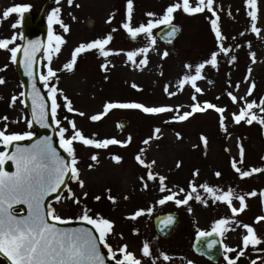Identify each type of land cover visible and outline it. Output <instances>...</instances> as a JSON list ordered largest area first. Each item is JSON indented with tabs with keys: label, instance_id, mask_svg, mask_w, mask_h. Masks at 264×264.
Returning a JSON list of instances; mask_svg holds the SVG:
<instances>
[{
	"label": "rangeland",
	"instance_id": "rangeland-1",
	"mask_svg": "<svg viewBox=\"0 0 264 264\" xmlns=\"http://www.w3.org/2000/svg\"><path fill=\"white\" fill-rule=\"evenodd\" d=\"M132 2L131 23L133 27H138L147 23L149 17L146 13H154L155 18H159L164 14V10L177 0ZM192 3L195 6V0H192ZM14 5H30L28 13L31 18L36 17L38 22L47 26L46 42L37 63L39 76L47 71L45 51L50 44L48 15L54 8L61 9L60 18L69 28L65 33L59 25H53V33L66 41L61 52L53 55L51 67L57 71L58 79L49 84V87L55 85L58 89L57 102L60 108L57 110V119L61 121V126L68 128L67 120H73L86 137L92 138L95 135L96 140L115 138L124 142L131 137L127 147L111 145L106 149H94L85 148L79 143L74 144L79 161L77 167L84 188L81 189L77 182L68 178L66 188L71 189L75 196L81 199V204L77 206L72 203L67 199V190H62L55 198L48 200L47 206L54 207L57 214L71 221H79L78 217L84 207L91 209L89 214L93 217L99 215L110 220L114 228L108 243L114 250L121 245H128V250L136 254L142 264H152L151 259L142 257L140 253L145 242L149 243L156 264H188V256L200 264H226L223 259L225 253H222L216 262H208L190 247L192 236L197 230L211 227L221 218L235 219L242 224L251 225L257 236L264 241V221L254 222L257 217L264 216L259 195L246 197L247 208L237 217H232L226 204L213 203L211 199H208L207 206L195 200L180 207L172 202L159 205L157 201L169 193L159 191L158 180L147 181L148 169L135 160L137 155H141L145 163L155 161L151 171L166 177L165 184L174 192L181 188L185 189V192L189 191L190 182L205 198L207 194L199 188L204 183L223 191L231 188L241 195L252 191L261 192L264 188V173L240 179L232 169L231 162L235 160L242 171L264 167V129L256 122L248 125L243 121L240 124L232 121V114L238 113L246 102L255 100L259 103L264 97V0H257L256 25L260 29L259 35L251 32L245 0H215L213 8L220 17L222 34L227 37L222 43L224 47L232 49L228 56L221 53L217 57L216 68L206 63L213 52L219 51L210 25V20L214 17L206 10L193 16L182 11L174 13L173 22L180 28L178 34L168 43L155 34L158 28L154 29L153 38L156 43L153 47L143 35L133 41L121 27L126 22L127 0H73L72 6L68 5L67 0H61L60 4L55 0H0V14ZM89 18L92 19V24H87ZM109 18L112 19L111 23L106 22ZM17 20L16 14L6 20H0V39L10 38L14 34L20 37L10 47L18 46L21 41L20 23L16 29L11 27ZM113 29L116 31L113 32ZM108 34H111L113 39L106 50L119 52L120 55L105 58L93 50L78 57L72 72L62 70L63 65L71 59V52L75 47L98 38L102 39ZM146 46L151 49L146 57H135L136 63L128 61L124 53ZM165 51L168 56L162 58ZM250 53L255 54V63L252 62ZM232 57H235L234 62ZM145 58L148 61L146 66L139 63ZM201 63L205 64L201 72L204 79L197 81V86L202 89L203 94L194 93L190 85H185L184 90L180 91L178 84L181 78L194 75L195 67ZM104 64L107 65L106 69L101 67ZM185 65L192 67L185 68ZM0 69H3L0 71V78L6 81L0 85V118L8 117V131L11 133H34L33 125L31 128L27 125L30 120L29 113L20 95L23 81L17 75L15 64L10 62L8 52L0 51ZM133 84L137 87L133 88ZM250 84H254L255 88L252 95L248 96ZM42 85L47 93L43 83ZM166 85L168 92H175L176 95H167L164 91ZM61 92L63 95H60ZM228 92L237 97L238 103H232ZM194 94L197 97L196 102L200 104L207 101L226 109V131L221 130L219 114L211 109L198 112L186 121L177 119L178 115L191 110L194 103L191 97ZM12 96L19 99L15 105L10 106ZM64 97L71 102L75 112H83L85 115L81 117L75 112H68L64 107ZM242 97L244 99H241ZM106 103H139L147 107H171L174 110L179 108L180 111L147 115L137 109H112L103 119L92 122L89 117L102 113ZM253 112L257 116H264L258 108L253 109ZM120 117L128 119L125 126H120ZM3 127L4 121L0 120V128ZM157 128L160 131L155 133ZM55 130L59 142L58 129L55 127ZM67 135H71V131ZM201 137L206 138V146ZM145 140H149V143L144 144ZM238 144L244 149L242 164L239 163ZM141 149L144 150L142 153ZM4 150L3 146H0V151ZM94 154L98 157L95 162L90 159ZM114 156L121 158L119 163L112 159ZM177 164L180 166L177 167ZM217 172L221 173L219 177L215 175ZM141 177L145 178L147 189H144ZM84 193H87L86 198ZM58 196L62 198L60 203H57ZM96 196L101 199L95 200ZM109 196L115 199V203L108 199ZM177 198L183 199V194ZM233 206L238 208L239 201L233 200ZM137 210H144L145 213L151 210V214L141 216L135 221L126 219ZM166 210L177 212L179 222L170 235L163 237L155 231L152 217ZM243 230L238 228L226 233L224 239L227 246L239 250ZM104 251L107 254V250ZM160 253L167 254L169 261H163ZM254 254L256 257H252ZM227 255L234 258L236 253ZM253 259L258 260V264H264V243L256 249L249 248L237 264H250ZM0 264L8 262L0 257Z\"/></svg>",
	"mask_w": 264,
	"mask_h": 264
},
{
	"label": "snow or ice",
	"instance_id": "snow-or-ice-1",
	"mask_svg": "<svg viewBox=\"0 0 264 264\" xmlns=\"http://www.w3.org/2000/svg\"><path fill=\"white\" fill-rule=\"evenodd\" d=\"M57 4L61 3V0H55ZM69 6H72L73 0H67ZM215 0H195V6H193L192 0H177V2L170 4L165 10L164 14L159 18H155L154 13H146L149 17L146 24H140L138 27L132 26V13H133V2L132 0H127V11H126V22H124L121 27L128 34L130 39L135 41L138 37L144 36L147 38L149 43L154 47L156 40L153 38V30L163 26L169 31L165 32L164 35L168 37L167 42L171 43V39L174 38L175 34L179 32V28L173 25L174 13L177 11H182L184 14L193 16L200 13H204L205 10L211 14L213 19L210 20L211 30L214 33L215 39L217 41L218 52H213L210 59L206 62L212 68L217 67V57L222 53L224 56H228L232 51L230 48H226L223 45V41L227 39L222 34L217 12L214 10L213 5ZM79 7V5H76ZM30 5H14L3 10L0 14V20H6L11 15L16 14L18 20L16 23L12 24V28L16 29L19 26L20 20L24 18V14L30 11ZM245 8L247 9V16L250 18L251 32L259 35L260 29L256 25L258 19V7L257 0H245ZM61 9L56 7L48 15V34L50 44L46 47L45 58L48 61L46 74L39 76L40 81L44 84L48 93V101H50V106L45 102V98L40 94L39 90L36 88L35 82L32 83V94H31V104H32V119L27 121L29 128L32 127L33 122L40 124L42 127H48V117L51 115L52 123L58 129L57 136L59 138V147L67 154L68 160H65L63 156L52 146L51 138H45L43 140L37 141L31 147H19L18 144L21 141L31 140L32 133H11L8 131V117H2L0 120L4 121V127L0 128V146L4 149L15 146V150L11 153L8 151H0V257L7 260L8 264H106V259L111 261L112 264H142L141 259L137 258L136 254L128 250V245H121L117 249L108 243V238L113 233L114 224L110 220L103 218L99 215L93 217L89 213L91 209L84 207L82 209V214L78 217L79 221L90 225L93 231L87 228L80 229H62L57 227L58 224H67L72 222L70 219L62 218L57 214L56 209L52 206H47L45 210V200L62 190H67V199L71 200L72 203L79 206L81 204V199L77 198L71 189L66 188V178L71 179L73 182H77L79 187L84 188V182L80 179V170L77 167L79 161L76 157V149L74 144L79 143L85 148L94 149H106L111 145H118L120 147H127L131 142V137L127 141H119L115 138L96 140L95 135L92 138L86 137L81 130L76 126L73 120H67L69 125L68 128L61 126V121L57 119V110L60 105L57 102L58 89L55 85L49 87L50 82L54 79H58L57 71L51 67V61L53 55H58L61 52L62 46L66 41L60 36L53 33V25H59L65 33L69 31L68 26H66L61 18ZM231 16V13H229ZM75 19V17H73ZM107 23H111L112 19L109 18ZM113 32L116 29L112 30ZM244 35V33H241ZM17 35H13L10 38L0 39V51H5L10 54V62L17 63L18 54H23V59L21 61L25 74L30 78L34 77L33 66L36 63V53L41 48V43L39 41L29 42V44L21 48L20 46L10 47L14 45L17 39ZM113 37L108 34L106 37L96 39L94 41L88 42L86 44L82 43L75 47L71 52V59L63 65V71L72 72L77 64V59L83 53L96 50L99 56L107 58L110 55H120L119 52H112L106 50L107 45L110 44ZM235 39V37H233ZM151 49L149 47H142L136 51H129L124 53L127 56L128 61L136 63L135 57L137 56H147ZM250 58L252 62L255 63V54L250 53ZM168 52L165 51L162 54L163 57H167ZM232 62L235 61V57L231 58ZM140 64L147 65V59H142L139 61ZM102 69H106L107 65H101ZM190 65H185V68H191ZM205 67L204 63L199 64L195 67L194 75H186L179 81L178 87L180 91L184 90L185 85H190L194 90V93L203 94L202 89L197 86V81L203 80L204 76L201 75L202 69ZM3 71V69H0ZM251 69H249V72ZM6 81L0 78V85L5 84ZM133 88L137 86L132 85ZM237 88L239 85L236 86ZM255 88L254 84H250L247 95L251 96ZM167 95L174 96L175 92H168V86L164 89ZM21 96L24 93L20 94ZM60 95H63L62 92ZM230 100L233 104L238 103L237 97L231 92H228ZM193 105L191 110L183 112L178 115L177 119L179 121H186L192 115L198 112H205L209 109L215 111L219 114V123L221 130L226 131L225 127V108L218 107L210 102L205 101L203 104L196 102L197 97L194 94L192 97ZM19 98L17 96H12L11 104L15 105ZM219 99V97H217ZM241 99H244L243 97ZM23 103V101H21ZM64 107L70 113L75 112L72 107L71 102L64 97ZM259 109L261 113H264V97L261 98L260 102L257 103L255 100L246 102L243 107L239 109L238 113L232 114V121L235 124H240L242 121L248 125L253 122L258 123L262 129H264V116H257L253 109ZM112 109H137L147 115H159L162 113L176 111L179 113V108L173 109L171 107H147L139 103H106L103 108V112L97 115L89 117L92 122H97L103 119L109 111ZM76 115L83 117L85 114L83 112H75ZM167 122V121H166ZM12 123H18V121H12ZM71 131V135L67 133ZM160 129H155L154 132L158 133ZM202 142L207 145V140L201 137ZM144 144H148L149 140L143 141ZM240 161L244 162V149L239 146ZM144 150L141 149V153ZM228 151V149H226ZM92 161H97L98 157L94 154L90 157ZM112 159L119 163L120 157H112ZM264 159V157H262ZM13 161L15 164V172L8 173L3 171V165L6 161ZM135 160L138 164L148 169L147 181H157L159 182V191L161 193H169L164 195L161 199L157 201L159 205H164L166 203L172 202L177 207L187 206L189 202L195 200L204 206H207L208 199H211L213 203L220 202L226 204L229 208L232 217H237L243 213L246 208V197H256L259 195L261 197V203L264 205V190L260 193L252 191L250 193H245L243 195L236 193L233 189L229 188L227 191H223L219 188H213L207 183L201 184L200 189L207 194V198L201 196L198 188L194 186L191 182L189 184V191L185 192V189H179L178 192L172 191L165 184L166 177L154 174L151 169L155 164V161L151 163H145L141 158V155H137ZM180 165L177 164V167ZM91 168L92 165H89ZM232 169L238 174L240 179L248 178L254 174L264 173V167L262 168H251L250 170L242 171L240 167L237 166V162L233 160L231 162ZM217 177L221 173H215ZM141 182L144 189H147L148 184L144 177H141ZM183 194V199H178L177 197ZM84 198L87 197V193L83 194ZM95 200L99 201L101 197L96 196ZM108 199L115 203V199L111 196ZM127 199V197H125ZM61 197H57V203H60ZM233 200L239 201V207L233 206ZM22 204L26 205L28 212L27 215L18 218L11 210L14 205ZM189 211L191 209L189 208ZM150 215L151 210L145 213L144 210H137L131 216L126 217L129 220H137L139 217L144 215ZM264 221V216H259L254 221L255 223H260ZM175 223L174 217L171 215L165 217L160 221L161 232L165 229L170 228ZM234 225V226H232ZM236 228H243L245 235L241 237V247L238 249L229 247L227 245L223 246V259L226 264H237V261L246 255L249 248L256 249V247L264 241H262L256 234L255 229L251 225L242 224L235 219L221 218L213 223L211 226V231H201L197 230V240L205 241L207 237H222L230 231H235ZM134 234H136L134 232ZM103 246L107 250V257L101 253L100 246ZM205 246L211 250L217 246V240H208ZM141 256L144 258H149L152 264H156V258L153 257L152 251L150 249L149 243H143L140 250ZM227 253H236L235 257L232 258ZM160 258L167 262L170 257L167 254L160 253ZM188 264H193L189 261ZM250 264H258V260H251Z\"/></svg>",
	"mask_w": 264,
	"mask_h": 264
},
{
	"label": "water",
	"instance_id": "water-1",
	"mask_svg": "<svg viewBox=\"0 0 264 264\" xmlns=\"http://www.w3.org/2000/svg\"><path fill=\"white\" fill-rule=\"evenodd\" d=\"M21 22V28H22V37H21V42L19 44V46L21 48L26 47L29 42H35V41H39L41 43V48L40 50L36 53V63L33 66V72H34V77L30 78L29 76H27L25 74V69L21 63L22 59H23V54L20 53L18 54L17 57V63H15V68H16V72L18 77L23 81V91L22 93H24L23 95V100L25 102V105L27 107L29 116H30V120L32 119V115H31V111H32V104H31V94H32V83L35 82L36 88L39 90L40 94L45 98V102L49 104L50 106V101H48L47 99V94L44 91V88L39 80V76H38V69H37V60H38V56L42 50V48L44 47L45 44V34H46V26L42 23H38L35 24V22H33L30 19V16L28 13L24 14V18L22 20H20ZM173 25L177 26L179 28V25L175 22H173ZM180 30V28H179ZM169 31V29L164 28L163 26H161L160 28H158L157 30H155V34L162 40L167 42L168 37H166L164 35L165 32ZM178 33L175 34V36ZM174 36V37H175ZM173 39V38H172ZM171 39V40H172ZM118 122L120 124V126H125V124L128 122V119L125 117H120L118 118ZM48 127H42L40 126V124L33 122V127L35 128L34 133L32 134V139L31 140H25V141H21L19 142L18 146L19 147H31L33 144H35L37 141L39 140H43L45 138L50 137L51 138V142H52V146L54 148H56V150L60 153L61 156H63L65 158V160H68L69 158L67 157V154L63 151V149H61L59 147V143L56 141V131H55V126L52 123L51 120V115H49L48 117ZM15 150V146L8 148L7 150L5 149L4 151H8L9 153L13 152ZM15 164L13 161H6L5 164L3 165V171H6L8 173H14L15 172ZM67 180V178H66ZM264 190V188L262 189ZM261 190V191H262ZM58 193H55L51 196H49L46 200H45V210L47 209V201L53 199L54 197H56ZM260 201H261V197H260ZM262 211L264 214V205H262ZM18 218H22L24 216L27 215L28 209L26 205H22V204H16L13 206L12 210H11ZM171 215L172 217H174L175 223L168 229H165L163 232H161V227L162 225L160 224V221L162 219H164L165 217ZM152 222H153V226L155 231L163 237H166L168 235H170L177 227L178 222H179V215L174 212V211H163V212H159L156 213L153 217H152ZM57 227L62 228V229H80V228H87L91 231H93L94 234L95 230L91 228L90 225H87L85 223H82L81 221H72L70 223L67 224H58ZM211 231V230H209ZM207 232V231H206ZM212 239H216L217 240V246L211 250H209L205 244L208 240H212ZM191 247L194 251L202 253L204 255H206L207 257L211 258L212 260H217V258L220 256L221 253V247H222V241L220 237H207L205 239V241H198L197 240V234L194 236V239L191 243ZM101 248V253L103 255H105V257H107V255L105 254V252L103 251L102 246H100ZM6 260V259H5ZM7 261V260H6ZM106 264H112L111 261H108L106 259Z\"/></svg>",
	"mask_w": 264,
	"mask_h": 264
},
{
	"label": "flooded vegetation",
	"instance_id": "flooded-vegetation-1",
	"mask_svg": "<svg viewBox=\"0 0 264 264\" xmlns=\"http://www.w3.org/2000/svg\"><path fill=\"white\" fill-rule=\"evenodd\" d=\"M28 13V12H27ZM29 14V13H28ZM29 16H30V14H29ZM30 19L33 21V22H35V24H38V23H40V22H38L37 21V18L35 17V18H31V16H30ZM43 24V23H42ZM236 229H238V228H236ZM240 229V228H239ZM201 231H209V230H211V227H208V228H206V229H200ZM197 234V231L193 234V236H192V240H191V243H192V241H193V239H194V236ZM243 234L245 235L246 233H245V231L243 230ZM221 238V241H222V247H221V253H220V256L218 257V259L219 258H221V255H222V253H223V246L224 245H227V243H226V240L224 239V236H222V237H220ZM191 243H190V247H191ZM191 249H192V247H191ZM192 251L194 252V253H196L197 255H199L200 257H202L204 260H206V261H210V262H216L217 260H212L211 258H209V257H207L206 255H204V254H202V253H199V252H196V251H194L193 249H192ZM252 257H256V255L254 254ZM188 260L187 261H192L194 264H200V262H198V261H195V259H193V257H189L188 256V258H187ZM186 261V262H187ZM188 263V262H187ZM179 264H181V263H179Z\"/></svg>",
	"mask_w": 264,
	"mask_h": 264
},
{
	"label": "bare ground",
	"instance_id": "bare-ground-1",
	"mask_svg": "<svg viewBox=\"0 0 264 264\" xmlns=\"http://www.w3.org/2000/svg\"><path fill=\"white\" fill-rule=\"evenodd\" d=\"M87 24H92V19H91V18H89V19L87 20ZM124 180H125V178H124Z\"/></svg>",
	"mask_w": 264,
	"mask_h": 264
}]
</instances>
